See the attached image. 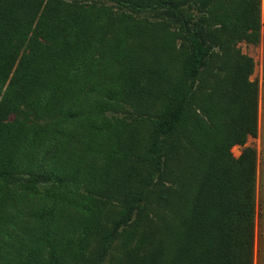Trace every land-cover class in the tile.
Here are the masks:
<instances>
[{"label":"trees","instance_id":"obj_1","mask_svg":"<svg viewBox=\"0 0 264 264\" xmlns=\"http://www.w3.org/2000/svg\"><path fill=\"white\" fill-rule=\"evenodd\" d=\"M241 41L261 0H0V264H253Z\"/></svg>","mask_w":264,"mask_h":264},{"label":"rangeland","instance_id":"obj_2","mask_svg":"<svg viewBox=\"0 0 264 264\" xmlns=\"http://www.w3.org/2000/svg\"><path fill=\"white\" fill-rule=\"evenodd\" d=\"M107 5L114 6L111 2ZM261 22L264 31V0H261ZM241 52L253 60V71L250 80H257L259 85L258 133L256 137L249 136L244 145H234L231 148L233 156L238 157L244 146H253L257 150L256 177V216L254 231L253 264H264V79L262 78L263 43L252 44L241 41L237 44ZM261 111V121H260Z\"/></svg>","mask_w":264,"mask_h":264},{"label":"crops","instance_id":"obj_3","mask_svg":"<svg viewBox=\"0 0 264 264\" xmlns=\"http://www.w3.org/2000/svg\"><path fill=\"white\" fill-rule=\"evenodd\" d=\"M260 121H261V111H260Z\"/></svg>","mask_w":264,"mask_h":264}]
</instances>
